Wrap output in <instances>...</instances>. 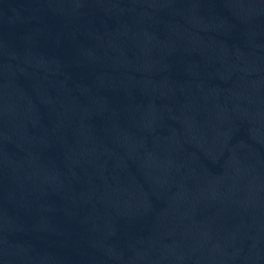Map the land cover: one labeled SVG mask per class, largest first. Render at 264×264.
<instances>
[{"label": "water", "instance_id": "95a60500", "mask_svg": "<svg viewBox=\"0 0 264 264\" xmlns=\"http://www.w3.org/2000/svg\"><path fill=\"white\" fill-rule=\"evenodd\" d=\"M0 264H264V0H0Z\"/></svg>", "mask_w": 264, "mask_h": 264}]
</instances>
